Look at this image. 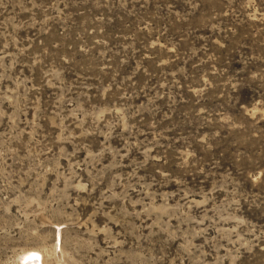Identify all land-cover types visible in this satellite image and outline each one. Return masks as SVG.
I'll list each match as a JSON object with an SVG mask.
<instances>
[{"label": "rangeland", "instance_id": "374dc122", "mask_svg": "<svg viewBox=\"0 0 264 264\" xmlns=\"http://www.w3.org/2000/svg\"><path fill=\"white\" fill-rule=\"evenodd\" d=\"M0 264H264V0H0Z\"/></svg>", "mask_w": 264, "mask_h": 264}]
</instances>
